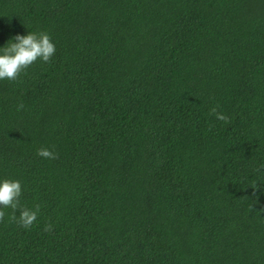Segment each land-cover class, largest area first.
Listing matches in <instances>:
<instances>
[{"label":"trees","instance_id":"16d2710c","mask_svg":"<svg viewBox=\"0 0 264 264\" xmlns=\"http://www.w3.org/2000/svg\"><path fill=\"white\" fill-rule=\"evenodd\" d=\"M28 32L0 181L40 210L0 264H264V0H0V48Z\"/></svg>","mask_w":264,"mask_h":264},{"label":"clouds","instance_id":"9594fccd","mask_svg":"<svg viewBox=\"0 0 264 264\" xmlns=\"http://www.w3.org/2000/svg\"><path fill=\"white\" fill-rule=\"evenodd\" d=\"M15 42L9 43L3 47L0 52V80L15 81L37 60L44 63L51 61L55 55L56 47L47 33H29L27 35H16ZM23 108V104L18 105V110ZM216 118L225 123L229 122V118L217 112L216 108L211 110ZM37 155L44 159H55L56 154L48 148H40ZM22 194V186L18 180L4 179L0 181V222H3L5 211L3 209H13V215L10 220L17 219L15 213L19 209L18 223L23 228H30L37 220L40 206L36 205L34 209H29L20 203ZM52 225L47 224L44 231H51Z\"/></svg>","mask_w":264,"mask_h":264}]
</instances>
